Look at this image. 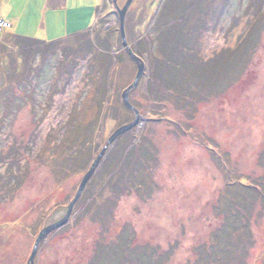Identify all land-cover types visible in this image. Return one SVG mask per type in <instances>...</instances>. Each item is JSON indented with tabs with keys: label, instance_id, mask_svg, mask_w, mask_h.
<instances>
[{
	"label": "rangeland",
	"instance_id": "rangeland-1",
	"mask_svg": "<svg viewBox=\"0 0 264 264\" xmlns=\"http://www.w3.org/2000/svg\"><path fill=\"white\" fill-rule=\"evenodd\" d=\"M113 1L0 0V21L14 25L0 31V264H28L109 139L137 118L123 93L138 67ZM207 1L134 0L125 28L146 66L129 95L140 124L106 151L65 228L89 208L83 224L49 235L35 264H264V0H212L211 11ZM241 36L252 46L240 58L231 51ZM187 50L199 69L186 67ZM169 65L174 74L161 77ZM96 79L105 111L86 138ZM167 81L184 97L161 88ZM68 134L72 151L59 147ZM70 152L78 166L62 173Z\"/></svg>",
	"mask_w": 264,
	"mask_h": 264
},
{
	"label": "trees",
	"instance_id": "trees-1",
	"mask_svg": "<svg viewBox=\"0 0 264 264\" xmlns=\"http://www.w3.org/2000/svg\"><path fill=\"white\" fill-rule=\"evenodd\" d=\"M142 2V0H138V2H137V4L138 3H141ZM207 5H208V8H209V10L211 9V6H212V0H208L207 1ZM114 6V5H113ZM153 6V5H152ZM115 7V6H114ZM207 7V6H206ZM211 11V10H210ZM210 11H208V13H210ZM209 15V14H208ZM260 17V16H259ZM258 17V18H259ZM262 17V16H261ZM258 18H256L255 20H253V25H252V23H251V28H253V26H254V24H257V20H258ZM254 29V28H253ZM256 31V30H255ZM255 31H251V34L249 35V39L250 40H253V36H255L256 34L254 33ZM244 35V34H243ZM244 37V38H243ZM16 39L20 42V43H22L21 44V46H25V47H23L24 49H31L30 47H28L27 48V45H28V43L26 42L28 39H25V38H22V37H16ZM250 40H248V39H246L245 40V36H241L240 38H239V40H238V42H237V45L235 46V48H234V50L233 51H231V53H233L234 55H239L240 56V58H241V55H243V52H242V50L244 51V54L246 53V54H248V52H249V49H250V47L252 46V45H247V43L248 42H252V41H250ZM248 41V42H247ZM34 42L35 43H39V42H37V41H35L34 40ZM33 46H35V44H32ZM28 46H31V44H29ZM53 46V45H52ZM192 46V45H191ZM166 50V49H165ZM170 50H172V48L170 49ZM167 51V50H166ZM182 53V52H181ZM224 53L225 52H223L222 54H220V55H224ZM185 54H187L186 55V58L188 57V50H187V53H185ZM185 54H183L182 53V56L184 57L185 56ZM226 54V53H225ZM138 55V54H137ZM220 55H218V56H220ZM139 56V55H138ZM246 56V55H245ZM128 57H129V55H128ZM140 57V56H139ZM173 57V55L170 53V59ZM177 59L179 60V61H181V57L180 56H177ZM130 60H131V58H130ZM160 61V63H162V62H164V60H162V59H160L159 60ZM186 61H188V58H187V60ZM185 60H183V62H186ZM119 63L120 64H122V62L119 60ZM42 64V63H41ZM23 65V64H22ZM104 65V64H103ZM188 66H190L191 67V69H192V71H194L195 69L197 70V69H199L200 68V65L198 64V62L196 63V64H193V63H191L190 61H188V64H187V66L186 67H188ZM189 67V68H190ZM201 67H203L202 65H201ZM100 68L103 70V68H102V66L100 65ZM175 70V69H174ZM179 69H176L175 71L177 72ZM173 72V68H172V66L171 65H169V67L166 69V72H165V74L163 73V74H160L161 75V77H166V75L168 76V75H170V74H174V73H172ZM193 73V72H192ZM192 73H191V75H192ZM102 77H103V75L105 74L104 73V70L102 71ZM184 75V74H183ZM189 75V78H191V75L190 74H188ZM187 75V76H188ZM101 76V75H100ZM178 76L179 77H181L182 75H181V72H179L178 73ZM186 76V77H187ZM188 78V77H187ZM104 79V78H103ZM99 80L98 79H96L95 80V82L97 83V84H99V82H98ZM179 81V80H178ZM177 81V82H178ZM174 82V81H173ZM173 82H171V83H169L168 81L166 82V85L164 86V87H161V88H164L165 90H167L168 92H169V90H172V93H174L173 95H175L176 97L178 96V95H180L181 97H184V95L183 94H180V93H176V92H179V91H177V89H180L181 90V87H174L173 86ZM186 82V81H185ZM95 83V84H96ZM160 85H162V84H160ZM188 85V83H186L185 84V86H187ZM104 87L101 85V84H99V86H97L96 85V87L93 89V91H92V93H93V95H91V96H88L87 97V99L88 100H86L85 99V101H86V105L87 106H85L84 107V109L85 108H87V110H88V114H87V116L86 117H84V122L82 123V124H80V127H86L87 129H88V131H89V134H87V136H86V138H88V137H90V136H93L95 133H97V131H98V129H99V127H98V125H99V121L102 119V115L104 114V107L102 106V103H101V97L99 98L98 96H102L103 95V92H105L104 91ZM171 92V91H170ZM159 94H160V97H162V98H164V99H166L167 98V96L166 95H164L163 96V93H161V90H159V92H158ZM174 96V97H175ZM171 103H172V105L174 104V105H176V101L173 99V98H167ZM98 102H99V106H97V104H98ZM94 105V106H93ZM131 105L136 109V110H138V111H140L139 110V108L137 107V106H135L136 104L135 103H133V102H131ZM179 105H183V107L185 106L186 107V105H187V107L191 110L192 109V103H191V101L190 100H186V101H184V104H182V103H180L179 102ZM97 106V107H96ZM180 107V106H179ZM126 108V107H125ZM176 108V107H175ZM92 110H98V113H96V116L95 115H93V112H92ZM75 116H76V119H79V117L81 116V114H75ZM78 117V118H77ZM103 120V119H102ZM156 120H159V119H156ZM70 134H68V137L65 139H63V141H62V143H61V145L59 146L60 148H64V149H68L69 151H72V148L73 147H75V145H76V143H75V139L74 140H71V142H70ZM76 138V137H75ZM85 137H83V139H84ZM81 139L80 138H78V139H76V141H80ZM67 145H68V147H67ZM65 146H66V148H65ZM78 153H80V152H78ZM78 153L76 154V155H72L71 154V152H70V154L67 156L66 155V157H68L69 159H70V162H64V166H63V169H62V171L64 170H66L68 167L66 166V165H71V166H73L74 167V165H75V168H76V165L78 166V161H77V155H78ZM140 159H142V156H140ZM52 160H53V162H57V161H60L61 162V160H60V158L58 157V155L57 154H54L53 155V158H52ZM113 164V163H112ZM112 164H110L109 166H107L108 167V169H109V167L112 165ZM119 165H121V159H116V163H115V169H113V168H111L112 170H111V172H115L116 171V168H118V166ZM126 167V166H125ZM70 170H71V168H69ZM135 170H136V168H135ZM64 171L62 172V173H64ZM106 170L104 169V172H105ZM120 172H119V174L121 175L122 173V169H120L119 170ZM111 174V173H110ZM132 175H134V173L132 174ZM119 176V175H118ZM135 177H136V175H135ZM132 179V178H131ZM117 180H119V178H117V176H115V177H112L111 179H110V181H109V183H108V186H110L111 184H114V183H116V181ZM121 181V180H120ZM119 181V182H120ZM89 197V196H88ZM94 202H96V201H94ZM91 208H93L92 206H91ZM107 205L106 206H103V209H100V208H98L99 209V213L98 214H100L99 216L100 217H98V218H100V223H106V221L108 220V217H109V210L107 211ZM89 209V208H88ZM88 209L86 210V212L88 211ZM83 213V215H81L78 219H77V222L75 223V224H73V225H77L78 226V224H79V226H81L82 224H83V222H84V219H85V217H86V214H88V212L87 213ZM83 219V220H82ZM108 221H110V220H108ZM70 226V227H68V228H65V229H63L61 232H60V235L61 236H63V235H65V234H68L69 232H70V230H71V228H73V227H75V226ZM217 241V240H216ZM216 241H214V243H216ZM213 243V244H214ZM69 249H70V247H67L66 248V250H67V252L69 251ZM98 261V260H97ZM96 261V263H98ZM158 260L156 259L155 261H152V263L153 264H158Z\"/></svg>",
	"mask_w": 264,
	"mask_h": 264
},
{
	"label": "water",
	"instance_id": "water-1",
	"mask_svg": "<svg viewBox=\"0 0 264 264\" xmlns=\"http://www.w3.org/2000/svg\"><path fill=\"white\" fill-rule=\"evenodd\" d=\"M133 2H134V0H128L123 8H119L117 5V0H114V4L116 6V10H117V13H118V16L120 19V33H121L123 45L126 48L130 58L133 60V62L138 67V72H137L135 82L129 88H127L125 90V92L123 93V100H124V104H125L126 108L133 111L136 114L137 118L133 123L121 127L109 139L107 145L103 148V150L98 155V157L96 158L94 163L91 165V168L89 169L88 173L85 175L84 179L82 180L80 188L76 194L74 201L70 204L66 216L63 219H61L59 222L44 228L40 232V234H39V236L35 242V245H34V248H33V251H32V254H31V257L29 259L28 264H35L36 257L39 253L41 244L49 235H51L52 233L59 232L60 230L64 229L66 226L69 225V223L71 222L70 220L72 217V211H73V208H74L76 202L79 200V198L83 194V192L86 189L91 177L96 172V169L98 168L102 158L106 154V151L109 149V147L118 138L124 136L126 133L131 132L134 128H136L140 124L139 111L136 110L135 108H133V106L130 103V98H129L131 91L135 90L138 87L139 81H140L142 75L144 74L145 68H146L144 61L133 52V50L130 48L129 44L127 43V38H126V28H125L126 17H127L128 11H129L130 7L132 6Z\"/></svg>",
	"mask_w": 264,
	"mask_h": 264
},
{
	"label": "crops",
	"instance_id": "crops-1",
	"mask_svg": "<svg viewBox=\"0 0 264 264\" xmlns=\"http://www.w3.org/2000/svg\"><path fill=\"white\" fill-rule=\"evenodd\" d=\"M62 4H64V0H62ZM63 6V5H62ZM86 6H88V5H86ZM68 7H66L65 9H67ZM83 10H85V12L84 13H82V14H77L76 16H74V18L76 19L75 21H77V23L78 22H81V21H84V18L88 15V12H90L92 15H94L93 13H94V10L96 11V7H93V8H85V9H83ZM63 12V11H62ZM70 22V17H69V15H68V23ZM11 27L10 28H12L14 25L12 24V23H8Z\"/></svg>",
	"mask_w": 264,
	"mask_h": 264
},
{
	"label": "built area",
	"instance_id": "built-area-1",
	"mask_svg": "<svg viewBox=\"0 0 264 264\" xmlns=\"http://www.w3.org/2000/svg\"><path fill=\"white\" fill-rule=\"evenodd\" d=\"M7 28H10V25L0 21V31Z\"/></svg>",
	"mask_w": 264,
	"mask_h": 264
}]
</instances>
